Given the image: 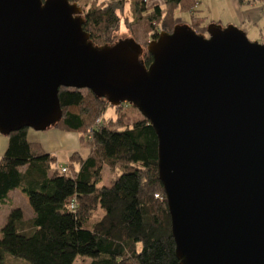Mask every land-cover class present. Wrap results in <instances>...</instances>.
Returning a JSON list of instances; mask_svg holds the SVG:
<instances>
[{
    "label": "water",
    "instance_id": "water-1",
    "mask_svg": "<svg viewBox=\"0 0 264 264\" xmlns=\"http://www.w3.org/2000/svg\"><path fill=\"white\" fill-rule=\"evenodd\" d=\"M69 0H0V133L45 131L61 87L128 102L158 137L180 264H264V42L233 24L95 46Z\"/></svg>",
    "mask_w": 264,
    "mask_h": 264
},
{
    "label": "trees",
    "instance_id": "trees-1",
    "mask_svg": "<svg viewBox=\"0 0 264 264\" xmlns=\"http://www.w3.org/2000/svg\"><path fill=\"white\" fill-rule=\"evenodd\" d=\"M69 1L83 8V27L95 46L115 44L123 23L145 49L146 66L153 61L149 40L160 32L186 26L208 35L209 24L218 23L199 13V0H163L153 7L134 0L131 17L124 15V0ZM59 98L63 115L53 128L79 133L90 154L73 152L62 172L55 155L29 141V128L6 136L0 201L20 189L34 216L25 220L21 208L9 213L1 228L0 264H7V254L30 264H73L78 255L92 257L90 264H180L150 121L135 105L113 106L89 89L61 87ZM126 103L135 109L125 108ZM109 107L118 115L107 117ZM105 167L123 169L108 186Z\"/></svg>",
    "mask_w": 264,
    "mask_h": 264
},
{
    "label": "rangeland",
    "instance_id": "rangeland-1",
    "mask_svg": "<svg viewBox=\"0 0 264 264\" xmlns=\"http://www.w3.org/2000/svg\"><path fill=\"white\" fill-rule=\"evenodd\" d=\"M101 1V0H98ZM130 1L126 4V13L124 14L127 17H131L130 12ZM147 4V2H146ZM197 10L201 15L206 16L207 21L218 22L222 26H227L233 24L238 26L239 28L242 26L247 29L246 34L249 39L252 41L264 42V7L261 4L260 0L253 1L249 3V0H199L197 5ZM185 19H189V14H183ZM217 23V24H218ZM131 34L129 30L122 23L118 32H117V40L130 38ZM150 39L149 41H151ZM127 109H135L132 108L130 104H124ZM136 111V110H135ZM118 113L113 107H109L106 116H117ZM46 131V130H45ZM62 132V133H61ZM45 141L49 144H52L53 147L57 146L56 152L58 155V162L61 164H67L69 157L72 155L74 151H68L70 149L67 148L68 142L66 141L67 137L60 135L67 133V131L62 130L61 128L55 127L51 130H47L44 132ZM53 133V135H51ZM73 135L76 136V139L79 145L75 149L83 154L84 157L90 154L91 148L90 146H86V142L81 139V135L76 132H72ZM0 135H2L0 133ZM66 135V134H65ZM48 136V137H47ZM88 136V135H87ZM5 137V136H4ZM89 140V137H88ZM40 143L42 146L43 144ZM77 143V144H78ZM62 144V145H61ZM123 173V169L117 168L115 171H112L110 168L105 167L104 170V184L110 185L112 180H115ZM20 189H15L10 192L8 199L5 202L0 201V237H1V228L6 223L5 216L6 213H9L14 208H21L24 214V219L28 220V209L31 208V205L28 200L24 198L18 197L20 195ZM98 213H103L102 209H98ZM23 219V220H24ZM92 261V257L90 256H82L78 255L73 264H90ZM7 264H30L27 260L22 258L14 257L10 254L6 256Z\"/></svg>",
    "mask_w": 264,
    "mask_h": 264
},
{
    "label": "crops",
    "instance_id": "crops-1",
    "mask_svg": "<svg viewBox=\"0 0 264 264\" xmlns=\"http://www.w3.org/2000/svg\"><path fill=\"white\" fill-rule=\"evenodd\" d=\"M105 1H109V0H101L100 2H105ZM125 1V9H124V12L126 13V4L128 3V1H130V4H129V8H130V12L132 14V4L134 2V0H124ZM253 1H257V0H252ZM261 1V4L262 6L264 7V0H260ZM147 2V5L148 7H153L155 5H162L163 4V0H146ZM249 3H251V0H249ZM264 11V10H263ZM264 13V12H263ZM241 29H243L244 31L247 32V29L244 28V27H240ZM264 38V37H263ZM264 41V40H263ZM52 128L48 129V130H51ZM47 131V130H46ZM46 131H36L32 128H30L28 130V139L29 141L31 142H41L43 144V148L51 153L52 155H55L57 157V164L58 166H65V164H61L58 162L59 158H58V155H57V152H56V149H57V146L56 147H53L52 144H49L45 141V133ZM62 133V132H61ZM66 134V135H65ZM53 135V133L51 134ZM60 135H63L65 137H67L66 141L68 142V145H67V148L70 149L68 151H76L75 149H77L76 147L79 145L77 139H76V136L72 134V132H67V133H64V134H60ZM48 137V136H47ZM78 143V144H77ZM7 145H8V139L7 137L4 135H0V159L1 157L3 156L6 148H7ZM62 145V144H61ZM20 195L18 197H21V198H24L25 200H28V197L22 192L20 191ZM25 214V212H24ZM28 215H29V218L28 220L32 219L33 216H34V210L31 208L28 209ZM7 217H8V213H6V216H5V221L7 220ZM26 220V219H25Z\"/></svg>",
    "mask_w": 264,
    "mask_h": 264
},
{
    "label": "built area",
    "instance_id": "built-area-1",
    "mask_svg": "<svg viewBox=\"0 0 264 264\" xmlns=\"http://www.w3.org/2000/svg\"><path fill=\"white\" fill-rule=\"evenodd\" d=\"M92 1H98V0H92ZM60 169H61L62 172H66L67 171V167H65V166H63V167L61 166Z\"/></svg>",
    "mask_w": 264,
    "mask_h": 264
}]
</instances>
